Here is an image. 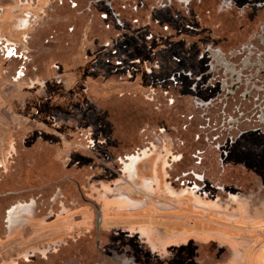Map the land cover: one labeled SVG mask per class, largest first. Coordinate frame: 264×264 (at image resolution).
<instances>
[{
	"label": "rangeland",
	"instance_id": "1",
	"mask_svg": "<svg viewBox=\"0 0 264 264\" xmlns=\"http://www.w3.org/2000/svg\"><path fill=\"white\" fill-rule=\"evenodd\" d=\"M119 1L112 0L115 12ZM106 12L105 0H0V264H113L99 254L107 248L131 249L136 264H264L252 260L264 251V211L249 214L246 200L244 210L223 203L221 215L207 214L186 204L192 198L171 200L155 185L192 169L206 174L207 185L199 186L210 191L206 200L224 201L230 186L242 198L264 195L260 185L217 184L232 177L221 176L218 158L216 168L194 164V150L204 147L213 160L209 136L181 152L174 147L182 138L156 135L160 129H147L146 120L135 124L133 79L124 86L120 58L103 47L118 35L115 26L106 31ZM25 13L29 26L18 32ZM20 69L24 79L11 82ZM141 103L145 119L154 118ZM137 149L147 155L125 174L120 159ZM181 154L188 160L173 163ZM18 203L27 212L5 225L7 209ZM141 228L143 239L134 234Z\"/></svg>",
	"mask_w": 264,
	"mask_h": 264
},
{
	"label": "flooded vegetation",
	"instance_id": "2",
	"mask_svg": "<svg viewBox=\"0 0 264 264\" xmlns=\"http://www.w3.org/2000/svg\"><path fill=\"white\" fill-rule=\"evenodd\" d=\"M105 6L107 12L101 17L106 22L105 29L115 26L118 35L103 47L108 56L120 58L117 69L121 70L124 86L133 79L138 102L134 108L135 124L140 128L146 120L150 122L146 123L147 129L151 125L160 129L156 135L182 138L180 148L174 147L181 152L200 146L209 136L213 160L205 155L209 147H204L194 150L195 165H213L218 158L221 176L227 173L232 177L217 184L264 186V0H120L117 12L112 0H105ZM30 18L31 15L22 14L17 23L21 29L15 30L25 31ZM4 45L6 57L12 59V44L5 40ZM24 77L20 69L10 80L19 83ZM126 95L127 92L122 94ZM143 101L149 104L147 108L155 119H145L147 115L139 106ZM163 102L165 106L161 107ZM155 103L160 104L153 107ZM182 105V115H175ZM138 136L141 134L137 132ZM137 143L142 148L139 138ZM140 155L147 154L137 149L135 156L120 159L125 174L131 172V164L140 160ZM171 156L175 158L174 154ZM184 159L187 157L181 154L173 163L181 164ZM154 171L158 174V167ZM205 175L191 169L169 183L166 179L170 181L172 177L167 174L164 188L159 180L154 183L171 200L186 203L192 198V203L186 204L192 210H207V214L221 215L216 208L224 204L225 208L240 204L242 209L246 200L249 214L264 211V195L242 198L229 192L233 191L232 186L227 188L224 201L206 200L210 191L199 187L207 185ZM171 185L181 188L175 190ZM27 206L18 203L9 207L4 224L13 226L18 212L25 214ZM115 206L124 205L118 201ZM134 234L143 239L146 230L141 228ZM178 239L183 240L184 236ZM107 250L99 254L113 264L139 261L131 249ZM257 259H264L263 249L252 259L253 263Z\"/></svg>",
	"mask_w": 264,
	"mask_h": 264
}]
</instances>
